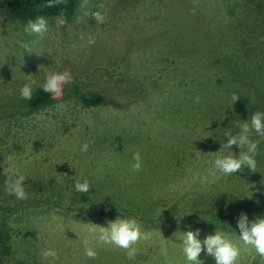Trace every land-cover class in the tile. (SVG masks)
<instances>
[{"label": "rangeland", "instance_id": "374dc122", "mask_svg": "<svg viewBox=\"0 0 264 264\" xmlns=\"http://www.w3.org/2000/svg\"><path fill=\"white\" fill-rule=\"evenodd\" d=\"M10 2L0 0V264H190L175 239L197 229L204 264H216L203 245L216 231L241 249L237 264H264L237 225L241 212L264 216V138L252 136L257 171L192 183L229 153L225 134L264 112V0H79L62 26L43 16V34L25 32ZM65 70L73 80L59 97L21 98L29 80ZM91 92L106 101L85 106L79 95ZM16 170L25 200L5 192ZM85 180L90 190L76 191ZM215 213L218 225H201ZM117 218L149 239L134 259L102 243L88 258L83 241Z\"/></svg>", "mask_w": 264, "mask_h": 264}, {"label": "clouds", "instance_id": "9594fccd", "mask_svg": "<svg viewBox=\"0 0 264 264\" xmlns=\"http://www.w3.org/2000/svg\"><path fill=\"white\" fill-rule=\"evenodd\" d=\"M61 3V0H48L47 7H54ZM92 17L98 22L103 23L105 14L100 11L92 13ZM59 24L62 26L65 23L63 15L58 18ZM48 30V22L45 17H37L35 21L29 20L24 28V31L29 34H43ZM89 43L94 41L89 40ZM24 50L29 52L32 49L28 44H21ZM73 80L72 74L65 70L63 72L49 71L45 75L43 83L37 80H29L20 88V96L25 100L32 98L33 90L36 87L41 88L46 93H51L54 98L59 97L63 87L70 84ZM234 101L238 97H233ZM200 97H196V102H199ZM238 130L235 133H227V141L223 147L229 150L228 154L218 155L213 164V168L209 170L207 175L196 173L192 177V183L205 182L209 176H216L220 173L225 176L239 172L242 168L247 167L250 171H257V161L255 156L258 154V142L252 139L253 133L264 138V112L255 111L252 113L250 121L246 120L243 124L237 126ZM90 142H85L81 146V151L86 152ZM233 145L239 147V154L236 155L232 151ZM135 163L132 165L133 171L141 170V156L139 152L133 154ZM16 179L7 182L5 192L8 195L14 196L17 200H25L28 198L24 187L25 177L18 173H14ZM75 190L81 193H86L90 190L88 181L75 183ZM237 225L240 230L239 238L244 245L250 246L255 250V253L264 258V216H258L254 220H249L246 213L241 212L237 219ZM199 229L195 232L189 230L185 232L182 238V252L190 264H204V261L199 259L202 252V242L198 239ZM141 239H149L147 234L141 232L138 223L134 219L117 218L115 221L109 222L108 227H101L98 234L93 233L90 238L83 241L85 247V255L88 258H96L97 252L93 245L95 243L111 244L117 248L126 250V255L129 259H134L136 255V245ZM203 245L206 246V255L212 256L216 264H237L241 255V249L234 244L229 238L221 232L216 231L214 235H208L203 240ZM45 258H58V254L54 249H48L42 253Z\"/></svg>", "mask_w": 264, "mask_h": 264}, {"label": "trees", "instance_id": "16d2710c", "mask_svg": "<svg viewBox=\"0 0 264 264\" xmlns=\"http://www.w3.org/2000/svg\"><path fill=\"white\" fill-rule=\"evenodd\" d=\"M47 4L48 0H11L10 11L13 16L23 20H31L40 16L60 17L61 14L63 18H72L77 13L79 0H61V3L54 7H47ZM79 97L81 102L87 107L98 106L106 101L105 95L96 92L81 93ZM51 99V93H46L39 89L30 99L29 106L38 107ZM215 217V221L213 220L214 216H210L201 225L204 226L206 223L208 226L218 225L220 216L215 213Z\"/></svg>", "mask_w": 264, "mask_h": 264}, {"label": "crops", "instance_id": "0c3cea01", "mask_svg": "<svg viewBox=\"0 0 264 264\" xmlns=\"http://www.w3.org/2000/svg\"><path fill=\"white\" fill-rule=\"evenodd\" d=\"M108 220H106V222H107ZM185 233V232H184ZM175 241L177 242V244H181V245H183L182 244V242L181 243H179L176 239H175ZM141 243H143V242H141ZM144 244V243H143ZM137 247V246H136Z\"/></svg>", "mask_w": 264, "mask_h": 264}]
</instances>
